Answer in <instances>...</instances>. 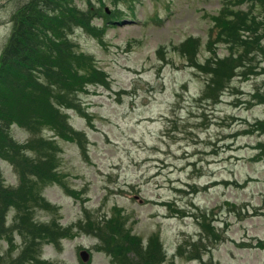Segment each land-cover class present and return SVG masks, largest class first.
I'll use <instances>...</instances> for the list:
<instances>
[{
    "label": "rangeland",
    "instance_id": "1",
    "mask_svg": "<svg viewBox=\"0 0 264 264\" xmlns=\"http://www.w3.org/2000/svg\"><path fill=\"white\" fill-rule=\"evenodd\" d=\"M23 2L0 0V57ZM224 2L74 0L86 20L66 28L59 53L50 59L70 66L61 58L68 52L79 61L76 69L61 68L64 81L69 76L67 83L75 82L58 87L44 76L51 91L41 94L89 113L66 109L72 125L87 134L82 145L57 139L58 171L80 198L48 184L44 195L56 211L39 212V218L57 215L66 226L82 217L83 206L93 218L121 211L130 229L127 247H113L130 264L138 258L131 244L152 251L157 233L162 264H264V22L257 25L261 31L244 34L247 53L242 48L229 69L224 63L227 87L218 96L206 92L209 75L177 50L196 37L200 66L213 62L222 68L219 57L224 61L231 49L221 38L213 41L211 31ZM227 4V25L236 26L239 12L264 20V9L236 0ZM105 7L128 17L106 27L102 17L90 21L92 12ZM23 130L15 125L11 131L24 141L29 133ZM1 166L6 183L17 185L12 165L1 160ZM6 250L0 239V252ZM43 257L52 264H113L97 238L81 233L63 239L61 248L46 244Z\"/></svg>",
    "mask_w": 264,
    "mask_h": 264
},
{
    "label": "trees",
    "instance_id": "2",
    "mask_svg": "<svg viewBox=\"0 0 264 264\" xmlns=\"http://www.w3.org/2000/svg\"><path fill=\"white\" fill-rule=\"evenodd\" d=\"M68 1L71 0H30L25 6L19 8L14 16V32L0 60V158L9 159L20 177L17 187L7 185L0 168V239L4 238L9 243L6 253L16 249L17 245L14 240L16 232L23 239L19 255L11 258L10 260L13 261L10 264H41L45 261L42 257L43 245L52 242L60 245L63 238L74 235L71 227H62L56 219L40 223L33 218L36 208L51 207L50 203L40 195L39 183L59 179L56 172L58 159L53 146L50 142L33 140L26 146L33 150V154L29 156L25 150L26 147L16 142L10 133L11 124L19 122L31 130H36L39 126L56 127L63 137L69 139L73 137L72 130H69L65 124L61 127L57 126L55 119L59 116L56 109L58 103L47 98L49 95L41 94L42 91L47 92L50 89L38 81L39 74L36 71L40 64L45 62H48L45 71L49 75L54 70V63H51L50 56L56 54L55 51L58 50L59 44L62 45L66 37L62 31L64 19L59 11L65 8ZM238 1L241 2V0ZM244 1L253 3L255 1L260 8L264 9V0ZM244 13L246 12L234 14L236 16V20L233 21L235 27L233 24L227 25L226 21H229L227 16L231 15L228 12L218 19L222 26L221 40L227 41L231 55L224 61H220L222 68L218 63L211 62V66L205 65L203 71L209 75L211 84L219 88L225 86L226 67L229 69L231 61L238 56L242 48L247 53L249 43L243 39L244 34L261 31L257 25L262 24L264 20L259 16V22H257L256 16L252 17L250 13L244 16ZM70 14L81 15L73 9ZM190 54L192 57L194 53L190 51ZM61 58L70 62V66L64 67L65 64L59 62V68L76 69L80 63L74 57L71 58L68 52H65ZM61 70L54 72L52 81L58 84V87L73 85L75 80L67 83L69 76H66L67 80L64 81ZM52 93L55 94L56 91ZM12 210L14 211L13 224L6 226ZM111 216V218L102 220L86 215V221L78 223L77 233L87 232L99 236L100 247L113 255L114 264H130V258L125 261L124 257H120V253L114 251L115 247H127L126 238L129 237L128 231L130 230L126 226L127 218L121 211ZM113 220L115 226L110 224ZM151 241L158 243L152 251H150L152 246L146 248L138 246L137 249L131 244L132 254L138 257L134 261L137 259L140 261L135 264H162V257L157 254L162 248L158 233L152 236ZM139 242L137 241L138 244ZM114 244L115 247H113ZM123 253L122 249L121 254ZM148 253V257H143ZM45 264L52 263L45 261Z\"/></svg>",
    "mask_w": 264,
    "mask_h": 264
}]
</instances>
